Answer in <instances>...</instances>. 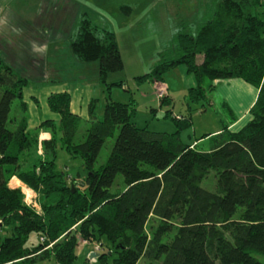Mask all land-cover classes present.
<instances>
[{
    "label": "trees",
    "instance_id": "obj_1",
    "mask_svg": "<svg viewBox=\"0 0 264 264\" xmlns=\"http://www.w3.org/2000/svg\"><path fill=\"white\" fill-rule=\"evenodd\" d=\"M173 44V53L159 58L139 82L163 80L184 63L197 79L187 93L192 103L206 99L217 79L243 78L259 90L249 122L211 135L209 150L181 139L190 116L176 119L174 133L153 131L133 121V101L109 98L102 119L97 98L91 101V124L77 141L81 119L68 92L49 98L59 119L43 117L31 128L25 101L30 81L0 54V217L9 232L0 236V264H76L83 240L101 243L103 250L104 238L110 253L100 252L98 259L105 264L110 257L111 264H264L254 254L264 253V1L223 0L196 32L180 30ZM71 49L82 62H98L99 81L108 90L123 85L108 82L125 65L116 33L87 13ZM207 79L209 88L203 85ZM166 94L162 105L171 102ZM16 98L21 116L12 114ZM43 131L51 137L39 152ZM112 137L107 162L96 168ZM59 147L83 159L85 178H70L58 167ZM210 170L217 178L213 191L202 185ZM118 175L124 187L114 192ZM16 176L39 193L41 209L28 206L21 189L10 186Z\"/></svg>",
    "mask_w": 264,
    "mask_h": 264
},
{
    "label": "rangeland",
    "instance_id": "obj_2",
    "mask_svg": "<svg viewBox=\"0 0 264 264\" xmlns=\"http://www.w3.org/2000/svg\"><path fill=\"white\" fill-rule=\"evenodd\" d=\"M222 1L0 0V54L7 64L30 81V85L25 89V99L28 100L26 103L29 106L31 121L34 118L37 120L39 110L42 116L47 115L46 111L50 112L49 98L54 93L68 92L71 100L75 95L76 102L81 103L80 107L86 110V113V96L92 97L91 101L97 98L96 113L102 118L108 96L113 101H133V121L139 127L151 130L175 132L178 130L176 115L190 116L192 124L181 130V135L184 141L195 142L199 141L207 130L218 128L221 120L227 123L233 120L229 109L223 105L225 87L214 89L200 103H192L188 100L187 93L190 87L197 85V79L194 74L188 73L184 63L167 71L163 80L139 82L137 77L153 69L163 55L173 53L174 39L177 42L180 30L196 32L197 25L204 22L203 16L212 14L213 9ZM124 6L131 7V11L126 12L122 8ZM84 13L99 26L116 33L125 65L122 70L110 73L108 82L122 81L121 87L114 86L108 90L99 81L98 62H82L73 53L71 39L77 34ZM211 83L207 79L203 85L209 88ZM161 87L166 89L170 104H161L158 94ZM2 92L3 88L0 87V98ZM22 105L20 99L16 98L12 114L21 116ZM90 105L89 115L80 116L74 113L81 119L76 129L77 141L84 139L91 124L87 117L92 119ZM169 111L171 114H167ZM47 117L59 119L56 113L51 116L48 114ZM43 140L47 139H41L39 152H42ZM115 140L116 137H112L105 142L96 168L107 162ZM57 161L58 167L70 174V178L78 175L85 178L86 171L81 157L74 158L59 147ZM122 180L123 176L118 175L112 187L114 192L124 187ZM9 184L12 188L21 189L28 206L41 209L37 191L17 176L11 178ZM216 184V172L210 170L202 185L213 191ZM0 220V236L5 237L9 232L2 230L1 217ZM175 223L179 221L175 220ZM173 235L174 233L169 235L168 239ZM103 243L105 245L102 250L101 243L83 240L77 248L76 264H105L100 262L98 257L91 256L93 252H98L99 255L100 252L110 253L105 238ZM254 254L264 262V253ZM112 258H109L108 264L112 263ZM36 264L57 263L54 259H48Z\"/></svg>",
    "mask_w": 264,
    "mask_h": 264
},
{
    "label": "crops",
    "instance_id": "obj_3",
    "mask_svg": "<svg viewBox=\"0 0 264 264\" xmlns=\"http://www.w3.org/2000/svg\"><path fill=\"white\" fill-rule=\"evenodd\" d=\"M209 17V14H206L203 16V21ZM214 85L216 86L215 89H221L222 87H225V97L223 101V105L229 109L230 114L233 117V120L229 121L228 123L225 122L224 120L220 121V125L216 129L212 130H207L204 132L203 136L199 138V141L195 142H188L184 141L182 139V135L180 133L181 139L188 143L191 144L192 147L196 145L198 147L199 145H202L204 150H209L211 146V135L217 134L221 132L224 127L227 125L230 130L237 131L240 130L249 120L252 118V115H250V109L252 106L255 104L258 96V88L254 86L253 84L243 80L242 78H228V79H217L214 82ZM223 84V85H221ZM236 86V87H235ZM80 95V94H78ZM75 97V95H74ZM72 97L71 100V110L75 114L81 115H89V104L91 101L92 97L86 96L87 99V106H88V111L86 113V110H82L80 107L81 103L76 102L75 98ZM171 97V96H170ZM33 98V97H32ZM108 99V96H107ZM81 100V98L79 99ZM27 102L28 100L25 99ZM82 102V100H81ZM50 110V109H49ZM50 112H52L50 110ZM49 111H46L47 115L54 113H50ZM235 112V113H234ZM38 115L36 116L37 120L35 118L31 121L32 118H30V127L34 128L35 125L37 126L40 123V120L43 117L40 110L37 113ZM182 115V114H179ZM236 115V116H235ZM55 116V115H53ZM184 116V115H183ZM88 119L90 120L89 116H87ZM98 119H102V116H98ZM35 120V122H34ZM38 122V123H37ZM153 131H160V132H166V131H161V130H153ZM176 132V131H175ZM166 133H174V132H166ZM210 134V136H208ZM207 135V136H206ZM51 137V134L49 132H41L40 133V141L41 139H49ZM41 144V142H39ZM18 181V180H17Z\"/></svg>",
    "mask_w": 264,
    "mask_h": 264
},
{
    "label": "built area",
    "instance_id": "obj_4",
    "mask_svg": "<svg viewBox=\"0 0 264 264\" xmlns=\"http://www.w3.org/2000/svg\"><path fill=\"white\" fill-rule=\"evenodd\" d=\"M165 92H166V89L161 87L158 94H159L160 97H162L163 95H165L167 93V92L166 93ZM176 116H177L178 119L182 118L180 115H176ZM0 222H1V220H0Z\"/></svg>",
    "mask_w": 264,
    "mask_h": 264
},
{
    "label": "water",
    "instance_id": "obj_5",
    "mask_svg": "<svg viewBox=\"0 0 264 264\" xmlns=\"http://www.w3.org/2000/svg\"><path fill=\"white\" fill-rule=\"evenodd\" d=\"M73 189L75 190V187H73ZM91 256L92 257H98L99 256V253L98 252H93Z\"/></svg>",
    "mask_w": 264,
    "mask_h": 264
}]
</instances>
